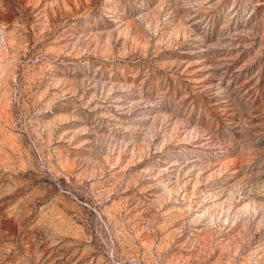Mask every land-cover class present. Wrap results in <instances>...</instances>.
I'll return each instance as SVG.
<instances>
[{
  "label": "rangeland",
  "instance_id": "rangeland-1",
  "mask_svg": "<svg viewBox=\"0 0 264 264\" xmlns=\"http://www.w3.org/2000/svg\"><path fill=\"white\" fill-rule=\"evenodd\" d=\"M0 264H264V0H0Z\"/></svg>",
  "mask_w": 264,
  "mask_h": 264
}]
</instances>
